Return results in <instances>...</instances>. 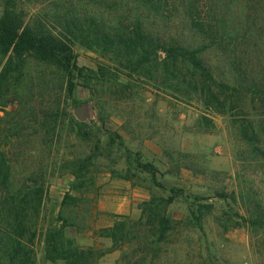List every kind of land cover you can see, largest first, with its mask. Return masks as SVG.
Returning a JSON list of instances; mask_svg holds the SVG:
<instances>
[{
	"label": "trees",
	"instance_id": "16d2710c",
	"mask_svg": "<svg viewBox=\"0 0 264 264\" xmlns=\"http://www.w3.org/2000/svg\"><path fill=\"white\" fill-rule=\"evenodd\" d=\"M146 86L198 107L195 132L225 117L233 176L172 148ZM138 128L160 154L135 148ZM188 172L197 190L167 182ZM104 174L149 197L137 217L110 213L96 229ZM213 200L227 207L216 214ZM211 218L222 233L247 229L264 264V0H0V264H101L116 251L112 264L189 261L191 233ZM91 230L110 245L81 243Z\"/></svg>",
	"mask_w": 264,
	"mask_h": 264
},
{
	"label": "rangeland",
	"instance_id": "374dc122",
	"mask_svg": "<svg viewBox=\"0 0 264 264\" xmlns=\"http://www.w3.org/2000/svg\"><path fill=\"white\" fill-rule=\"evenodd\" d=\"M94 55L81 51L79 61L81 64L92 65ZM143 98L148 106L157 99V107L159 117L161 118L158 126L161 127V133L172 148L190 152L200 156L206 162L210 170L218 173L234 175L236 164L233 156L232 140L229 135L225 117L215 115L217 129L211 133L195 132L194 121L200 109L196 106L178 104L173 98L165 97L166 95H156L155 90L151 86H146ZM78 96L86 99L89 96L87 90L79 89ZM150 104V105H151ZM83 116L90 115L87 107L78 109ZM77 110V111H78ZM122 123L119 118H113L112 123L108 125L111 130L121 129ZM138 139L135 141V148L143 146L145 152L161 153L159 145L145 135L142 128H138L134 132ZM228 180V179H227ZM172 184H180L191 189L197 190L204 183L202 178H196L190 172L185 173L180 182L176 179H168L167 182ZM63 180L58 178L53 184V189L57 190L54 194L63 191ZM100 195L98 197L96 209L93 211V221L96 229L109 225L112 221L110 213L131 215L137 217L140 214L138 208L139 203L149 197L146 189L135 187L129 181L114 179L109 174L102 175L99 179ZM216 204V214L225 209L226 203L220 200H213ZM97 210L98 214L95 213ZM170 211L176 219H182L187 212V203L185 201H177L171 206ZM222 228L214 221L213 218L205 224V234L191 233L192 241L189 243L190 257L189 261L178 259L177 263L169 261L168 264H257V256L251 246L249 233L245 228L231 229L227 233H222ZM187 234V233H186ZM202 237V240H201ZM79 241L84 244H97L98 246H109V240L98 238L91 230L86 237H80ZM185 241H183L184 243ZM188 243H185L186 246ZM205 247V257L210 260H204L199 251L202 246ZM182 254V252L180 253ZM120 252L116 251L103 257L101 264H112L119 258ZM194 255V261H192ZM183 257L187 254L183 252ZM180 261V263H179ZM164 261V264L167 262Z\"/></svg>",
	"mask_w": 264,
	"mask_h": 264
},
{
	"label": "water",
	"instance_id": "95a60500",
	"mask_svg": "<svg viewBox=\"0 0 264 264\" xmlns=\"http://www.w3.org/2000/svg\"><path fill=\"white\" fill-rule=\"evenodd\" d=\"M84 107H85V105H84ZM77 112H78V113H79L81 116H83V115L80 113V111H79V110H78Z\"/></svg>",
	"mask_w": 264,
	"mask_h": 264
}]
</instances>
